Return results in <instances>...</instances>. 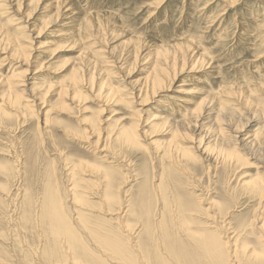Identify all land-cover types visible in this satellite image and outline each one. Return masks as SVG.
<instances>
[{"label":"rangeland","instance_id":"obj_1","mask_svg":"<svg viewBox=\"0 0 264 264\" xmlns=\"http://www.w3.org/2000/svg\"><path fill=\"white\" fill-rule=\"evenodd\" d=\"M0 30V264H160L158 257H164L168 264H183V247L192 244L181 231V213L193 219L189 226L205 227L204 236L215 230L211 224L218 223L216 232L221 242L233 236L228 245L238 254L246 247L264 244V229L259 228L264 206L256 208V200L241 185L257 177L260 168L252 163L253 159L252 165L249 161L247 165L228 163L223 156L215 157V150L201 153L194 147L205 127L212 126L209 135L215 132L212 117L219 112L218 100L220 107L224 105L221 113L235 118L237 128L243 130L240 142H236L241 145L237 149L241 158L249 156L244 144L252 133L264 130V0H0ZM4 34L11 38L6 39ZM9 42L28 46L22 59L12 52ZM178 45L187 46L189 52L195 50L196 55L206 51L205 62L210 61L211 66L199 72H184L169 90L142 106L140 100L144 97H138L139 89L144 88L154 55L160 48L172 50ZM137 48L141 50L135 56L132 52ZM10 55L15 57L11 59ZM72 66L77 68V79L68 78ZM4 81L13 82L19 98L24 99L13 103L2 90L7 89ZM101 82L106 85L103 89ZM63 85L69 90L62 94L64 97L59 93ZM183 88L185 93L180 92ZM107 89L112 96L106 95ZM113 96H122L123 101ZM205 96L211 101L197 115L200 117L191 119L194 125L174 135L171 131L176 125L179 129L185 127L182 115L195 109ZM125 97L130 98L128 102ZM157 115L166 119L154 118ZM222 126L226 127V135L233 134L232 125ZM128 128L140 134L138 144L129 143L120 134ZM173 136L176 145L194 153L193 158L176 150H171L170 156L163 155L165 143ZM206 137H202V147L210 138ZM106 157H112V162ZM110 197L122 208L118 215L115 208L112 213L106 210ZM51 202L57 203L78 241L92 250L94 258L88 259L79 249L75 252L66 248L63 235L54 233L46 216ZM186 208L190 210L184 212ZM95 232L101 237L114 235L121 239L124 253L132 258L130 262L128 257L124 259L101 246L94 238ZM189 258L198 260V264H211L201 251L191 252Z\"/></svg>","mask_w":264,"mask_h":264},{"label":"bare ground","instance_id":"obj_2","mask_svg":"<svg viewBox=\"0 0 264 264\" xmlns=\"http://www.w3.org/2000/svg\"><path fill=\"white\" fill-rule=\"evenodd\" d=\"M91 28V27H90ZM100 29V28H99ZM2 30V29H1ZM0 30V31H1ZM3 30H5V29H3ZM97 30V29H96ZM115 30V29H114ZM113 30V31H114ZM90 32H92V31H90ZM89 32V33H90ZM116 32V31H115ZM8 34V33H7ZM7 34H4L5 35V38L6 39H8V38H11V37H9L10 35V33L7 35ZM88 34V33H87ZM101 34H102V32H101ZM100 34V35H101ZM103 35V34H102ZM120 35V34H119ZM12 36H13V34H12ZM88 36V35H87ZM89 36H91V35H89ZM88 36V37H89ZM85 37V36H84ZM14 38L16 39V37L14 36ZM95 38H97V37H95ZM98 38H99V36H98ZM98 38H97V40H98ZM102 39V38H101ZM100 39V40H101ZM21 41V40H20ZM75 41H77L76 39H75ZM99 42V41H98ZM102 42V40L100 41V43ZM104 42V41H103ZM10 44L9 45H11L12 47L10 48L11 50H12V52H14V54H19L20 55V59H22L21 58V55L24 53V56H25V49L26 48H28V46H26L25 47V45H23L22 47H20V44L21 43H11V42H9ZM6 44H8V43H6ZM139 45L140 46H142L143 45V43H139ZM2 46V45H1ZM3 46H5L4 44H3ZM89 46V45H88ZM7 47H9V46H7ZM24 47H25V49H24ZM92 47V46H91ZM4 48V47H3ZM147 48H149V47H147ZM23 49H24V51H23ZM88 49V48H87ZM90 49V48H89ZM101 49V48H100ZM132 49V48H131ZM152 49V48H151ZM199 49V48H198ZM2 50V49H1ZM11 50H8V51H11ZM27 50V49H26ZM99 50V49H98ZM113 50V49H112ZM139 50H141V49H139V48H137L136 50H134L132 53H134L135 52V56H137L138 55V52H139ZM147 50V49H146ZM193 50V49H192ZM192 50L189 52V48L187 47V46H185V45H178V46H176L174 49H167V48H160L157 52H156V54L154 55V61H153V63H152V66H151V68H150V70H149V72H148V75L145 77V79H144V85L142 86V87H144V88H142V89H139V92L141 93V95H140V93H138V95H140V96H138V97H141V96H143L144 98L142 99V100H140L141 101V105L142 106H145V105H147L150 101H149V99H152V98H155V97H157V95H159V93L160 92H163V91H165V90H169L170 88H171V85H172V83L175 81H178V80H180V79H178V76H180L181 74H183L184 72H186V73H189V72H199V71H201V70H204V69H207V68H209L211 65H210V61H206L205 62V52L206 51H204V50H202L201 52H199L197 55H199V56H197L196 54H195V50L192 52ZM201 50V49H200ZM206 50H208V49H206ZM4 51H6V50H4ZM4 51H2V53H4ZM82 51H86L85 50V48L82 50ZM81 51V52H82ZM88 51V50H87ZM96 50H94V52H95ZM111 51V50H110ZM130 51V50H129ZM144 50L142 49V51L141 52H143ZM152 51H154V50H152ZM1 52V51H0ZM100 52V51H99ZM102 52V51H101ZM100 52V53H101ZM128 52V51H127ZM146 52V51H145ZM150 52V50L149 51H147L146 53H149ZM197 52V51H196ZM80 53V52H79ZM83 53V52H82ZM99 53V54H100ZM29 54V53H28ZM87 54H88V52H87ZM94 54V53H93ZM96 54V53H95ZM102 54V53H101ZM100 54V55H101ZM83 55V54H82ZM81 55V56H82ZM91 55H92V53H91ZM11 56V55H10ZM13 56V55H12ZM12 56H11V59H12ZM86 56V55H85ZM88 56H90V55H88ZM95 56V55H94ZM102 56V55H101ZM100 56V57H101ZM143 56V55H142ZM141 56V57H142ZM8 57V56H7ZM15 56H13V58H14ZM18 57V56H17ZM23 57V56H22ZM80 57V56H79ZM144 57H145V55H144ZM153 57V56H152ZM92 58V57H91ZM96 57H94V59H95ZM147 58V57H146ZM28 58L26 57V60H27ZM90 59V58H89ZM97 59V58H96ZM126 59V58H125ZM130 59V58H129ZM145 59V58H144ZM152 58H150L149 60H151ZM17 60H18V58H17ZM105 60V59H104ZM132 60V59H131ZM139 60H140V56H139ZM148 60V59H147ZM135 61V60H134ZM137 61V60H136ZM135 61V62H136ZM141 61H142V59H141ZM131 62V61H130ZM205 62V63H204ZM90 63V62H89ZM88 63V64H89ZM92 63V62H91ZM90 63V64H91ZM97 63V62H96ZM95 63V64H96ZM98 63H100V62H98ZM119 63H121V62H119ZM124 63H127V61L126 62H124ZM39 64V63H38ZM85 64H86V62H85ZM95 64H94V66H95ZM42 65V64H41ZM105 65V64H104ZM73 66H74V64H73ZM72 66V70H70L71 72V75H69L68 74V78L70 77V78H72V79H77V77H79L77 74H76V72H77V68H74ZM77 66V65H76ZM84 66V65H83ZM89 66V65H88ZM87 66V67H88ZM97 67H98V65H96ZM108 66V65H107ZM120 66V65H119ZM86 67V68H87ZM99 67H100V65H99ZM149 67V66H148ZM147 67V68H148ZM80 68H82V67H80ZM84 68H85V66H84ZM92 68V67H91ZM122 68H124V66L122 67ZM83 69V68H82ZM100 69V68H99ZM90 70V69H89ZM88 70V71H89ZM92 70V69H91ZM92 71H94V70H92ZM102 71V70H101ZM82 73L81 71H78V73ZM86 72V71H85ZM147 72V71H146ZM93 73V72H92ZM86 74V73H85ZM109 74V73H108ZM84 75V74H83ZM90 75V74H89ZM88 75V76H89ZM94 75V74H93ZM96 75H100V73H98V74H96ZM86 76V75H85ZM105 76V75H104ZM15 77H17V75L16 76H14V78H12V79H15ZM80 77H82V76H80ZM96 77V76H95ZM65 78H67V76L65 77ZM107 78V77H106ZM1 79V78H0ZM7 79V78H6ZM80 79V78H79ZM87 79V78H86ZM92 79V75H91V78H90V80ZM96 79V78H95ZM94 79V80H95ZM100 79H101V77H100ZM109 79V78H108ZM63 80V79H62ZM70 79H68V81H69ZM82 80H84V79H82ZM103 81H104V79H102ZM101 80V81H102ZM106 80V79H105ZM1 81H3V80H1ZM11 81V80H10ZM13 81V80H12ZM68 81L66 82V83H68ZM100 81V80H99ZM106 81H108V80H106ZM105 81V82H106ZM4 82H6V81H4ZM62 82V81H61ZM75 82V81H74ZM78 82V81H77ZM77 82L76 83H74V84H77ZM81 82V81H80ZM88 82V81H87ZM7 83V82H6ZM22 83V82H21ZM63 83V82H62ZM70 83H71V81H70ZM81 83H83V82H81ZM81 83H79V84H81ZM3 84V83H2ZM13 82H9V83H7V84H5V85H7V89L6 90H4V89H2L3 91H5L6 92V96L9 98V99H12L13 100V103H17L18 102V100L19 99H24V98H19V96H20V94L19 93H17V90L15 89V88H13ZM36 84V83H35ZM34 84V85H35ZM103 84V82H101V88H102V86L103 87H105L106 85H107V82H106V85H102ZM178 85L177 86H183V83L182 84H180L179 85V83H177ZM4 85V84H3ZM5 85H4V87H5ZM36 85H38V84H36ZM60 85V84H59ZM82 85H84V84H82ZM108 85H109V83H108ZM69 86V85H68ZM70 86H71V84H70ZM70 86L68 87V88H70ZM97 86H98V83H97ZM99 86H100V84H99ZM258 86V85H257ZM261 86V85H260ZM40 87V86H39ZM38 87V88H39ZM80 87V86H79ZM93 86H91V89H94V88H92ZM108 87V86H107ZM110 87H111V85H110ZM220 87H222V86H220ZM234 87V86H233ZM37 88V87H36ZM58 88V87H57ZM88 88V87H87ZM86 88V89H87ZM113 88V87H112ZM115 88V87H114ZM117 88V87H116ZM115 88V90L117 91V89ZM218 88V87H217ZM227 88V87H226ZM231 89H232V87H230ZM230 88H228V89H230ZM34 89H35V87H34ZM103 89V88H102ZM220 89V88H219ZM222 89V88H221ZM225 89V88H224ZM230 89V90H231ZM243 89V88H242ZM33 90V89H32ZM40 90H42V89H40ZM46 90V89H45ZM44 90V91H45ZM68 89H66V87L63 85V86H61V88H60V90H59V93L62 95L63 93H65V91H67ZM72 90H73V88H72ZM81 90V89H80ZM89 90V89H88ZM111 90H114V89H111ZM119 90V89H118ZM132 90V89H131ZM146 90H148L149 91V94H150V96L148 95V92L146 91ZM186 88H183L180 92H183V93H185L186 91ZM218 90V89H217ZM235 90V89H234ZM238 90V89H237ZM255 90V89H254ZM3 91H2V93H3ZM19 91H21V90H19ZM29 91H31V90H29ZM56 91H57V89H56ZM55 91V92H56ZM69 91V90H68ZM67 91V92H68ZM71 91V90H70ZM91 91H94V90H91ZM107 91H108V89H107ZM223 91V90H222ZM224 91H227L226 89L224 90ZM223 91V92H224ZM232 91V90H231ZM257 91V90H256ZM264 91V90H263ZM1 92V91H0ZM32 92V91H31ZM38 92V91H37ZM78 92H79V90H78ZM81 92H82V90H81ZM214 92V91H213ZM222 92V93H223ZM240 93V89H239V91H237V93ZM24 93V92H23ZM48 93V92H47ZM75 93V92H74ZM102 93V92H101ZM100 93V94H101ZM111 91H108L107 93H106V95L107 96H112L111 94ZM117 93H118V91H117ZM221 93V92H220ZM224 93H226L225 95L226 96H229V97H231L230 95H227V92H224ZM233 93H236V92H233L232 91V94ZM251 93V92H250ZM249 93V94H250ZM255 93V92H254ZM4 94L5 93H3V96H4ZM56 94V93H55ZM59 94V95H60ZM70 94V93H69ZM77 94V93H76ZM113 94V93H112ZM114 94H116V93H114ZM129 94H131V93H129ZM128 94V95H129ZM161 94V93H160ZM216 94H218V91H216V93H215V96H219V95H216ZM231 94V95H232ZM248 94V93H247ZM49 95V94H48ZM60 95V96H61ZM79 95H80V93H79ZM84 95V94H83ZM117 95H119V94H117ZM209 95V94H208ZM211 95V94H210ZM224 95V96H225ZM236 95H238V94H236ZM235 95V96H236ZM63 96V95H62ZM76 96V95H75ZM78 96V95H77ZM104 96V95H103ZM102 96V97H103ZM150 98H149V97ZM225 96V98H228V97H226ZM234 96V97H235ZM248 96V95H247ZM252 96H254V95H252ZM256 96H257V94H256ZM0 97H1V94H0ZM21 97V96H20ZM64 97V96H63ZM66 97H67V94H66ZM80 97V96H79ZM99 97H100V95H99ZM114 97V96H113ZM122 97V96H121ZM121 97H119V96H115L114 97V99L116 100V101H123V98H124V95H123V98H121ZM167 97H169L171 100H177V98H175V99H173L174 97H172L171 95H169V94H167ZM209 97V96H208ZM208 97L207 96H205L203 99H201L200 101H198L197 102V106L195 107V109H192V110H186V113L184 114V115H182V119H181V122L182 121H184L183 122V126L185 125V127H183L182 129H179L178 127H179V125H176V128H174L171 132H173L174 133V135H176V134H178L179 132H184L185 131V129H187L188 128V126L189 125H191V119H194V118H197V117H200V116H197V115H199L201 112H202V110H203V107L204 106H206V102H208V101H211V100H207L208 99ZM211 97V96H210ZM221 97V96H220ZM2 98V97H1ZM59 98L60 97H57V99L59 100ZM73 98H74V96H73ZM82 98V97H81ZM212 98V97H211ZM255 98V97H254ZM51 99V98H50ZM57 99H56V101H57ZM80 99V98H79ZM98 99V98H97ZM107 99V98H106ZM127 99H130V98H128L127 97ZM126 99V97H125V100L128 102V100ZM132 99V98H131ZM215 100L216 101V99H215V97L214 98H212V100ZM234 99V98H233ZM236 99H237V97H236ZM251 99H252V97H251ZM256 99V98H255ZM254 99V102H258V100H255ZM264 99V98H263ZM263 99H259V102L260 101H262ZM27 100V99H26ZM152 100H154V99H152ZM181 100V99H180ZM223 100V99H222ZM222 100H220V101H222ZM245 100V99H244ZM243 100V101H244ZM246 100L248 101L249 99H247L246 98ZM2 101V100H1ZM61 101H63L64 102V99L62 98V100ZM110 102H111V100H109ZM109 101H107V102H109ZM113 101V100H112ZM228 101H230V99H228ZM232 102H233V100H231ZM237 101V100H236ZM246 101V102H247ZM252 101V100H251ZM250 101V102H251ZM3 102H5V100L3 101ZM2 102V103H3ZM58 102V101H57ZM178 102V101H177ZM183 102H184V100H183ZM225 102V101H224ZM232 102H231V104H232ZM245 102V103H246ZM249 102V101H248ZM253 102V103H254ZM263 102H264V100H263ZM28 103V102H27ZM62 103V102H61ZM65 103V102H64ZM124 103H126V102H123L122 104H124ZM194 103V102H193ZM209 103V102H208ZM212 103V102H211ZM213 103H215V102H213ZM217 103V105H219L218 106V108H216L219 112H218V114H215V116H214V114H213V116L214 117H212V118H214V121H215V123H216V127H215V129L213 130V132L214 133H212L211 135H209L210 134V127H211V129H212V126H210L209 128L208 127H205L204 125H200V123H202V122H200L199 123V125L202 127H205L206 129H205V132L204 133H201L200 132V135H199V137L197 136H195L196 138H198L197 139V145L195 146L194 144V147L196 148V149H198L199 148V151H201V153H204V152H206V151H208L210 154H211V152H213L214 150L216 151L215 152V157H221V156H223V161H228V163H233V162H235L236 164H239V163H242V164H246L247 165V162L249 161V163H251L250 162V160L251 159H253V161L254 162H252L256 167H258V168H260V173H259V175L257 176V177H255L254 179H251V181H247V182H241V185L242 186H244V187H246V189L248 190V193H249V195H250V197L252 198V200H256V208L257 207H259V205H260V207H263L264 206V155H263V153L261 154V150L263 151L264 150V135H262V131H264V130H262L261 128L260 129H258L256 132H255V134H253L252 133V138H250L249 136V138H250V140H248L247 142H245V148H244V150H246V148L248 149V151H249V156L247 157V158H241V156H240V154H241V152H240V154L237 152V149H238V146L240 147L241 145H239V143L237 144L236 142L237 141H239L238 139H239V137L241 136V135H243V134H240V132L241 131H243L242 130V128L240 129V127H239V129L237 128L239 125L238 124H236V120H235V118L233 119V118H231V115H229V116H227L226 117V115L224 116V114L223 113H221V109H222V107H224V105L222 106V107H220V103H219V100L216 102ZM216 103H215V105H216ZM219 103V104H218ZM223 102H221V104H222ZM226 103V102H225ZM235 103V102H234ZM240 103H242V102H240ZM240 103H239V105H240ZM4 104V103H3ZM2 104V105H3ZM19 104H20V102H19ZM18 104V105H19ZM108 104V103H107ZM112 104H113V102H112ZM186 104H188V102L186 103ZM196 104V103H195ZM194 104V105H195ZM235 104H237V103H235ZM248 104V103H247ZM255 104V103H254ZM258 104V103H257ZM261 104V103H260ZM30 105V104H29ZM51 105V104H50ZM59 105V104H58ZM57 105V106H58ZM111 105V104H110ZM116 105V104H115ZM119 105V104H118ZM214 105V104H213ZM214 105V107H216ZM250 105V104H249ZM6 106V105H5ZM4 106V107H5ZM23 106V105H22ZM28 106V105H27ZM63 106V105H62ZM104 106V105H103ZM109 106V105H108ZM114 106V105H113ZM242 106H244L245 107V104L244 105H242ZM250 106H253V105H250ZM256 106V105H255ZM259 106V104L257 105V107ZM261 106H262V104H261ZM14 107V106H13ZM29 107V106H28ZM53 107H55V105L53 106ZM67 107V106H66ZM187 107H189V106H185V108H187ZM243 107V108H244ZM246 107H247V105H246ZM254 107V106H253ZM256 107V108H257ZM263 107H264V105H263ZM6 108H7V106H6ZM59 108V107H58ZM190 108V107H189ZM209 108V107H208ZM15 109V108H14ZM29 109V108H28ZM179 109V108H178ZM239 108H237V110H238ZM253 109V108H252ZM19 110H20V108H19ZM55 110H57V109H55ZM185 110V109H184ZM183 110V111H184ZM216 110V111H217ZM226 110V109H225ZM235 110V109H234ZM257 110V109H256ZM255 110V111H256ZM1 111V110H0ZM31 111V110H30ZM181 111V110H180ZM207 111V110H206ZM205 111V112H206ZM209 111V110H208ZM212 111V110H211ZM216 111H213L214 113H216ZM230 111H232L231 109H230ZM229 111V112H230ZM258 111V110H257ZM14 112V111H13ZM47 112V111H46ZM172 112V111H171ZM212 112V113H213ZM229 112H227V113H229ZM233 112V111H232ZM232 112H230V113H232ZM254 112V111H253ZM15 113H16V111H15ZM31 113V112H30ZM165 113V112H164ZM167 113V112H166ZM165 113V114H166ZM178 113V112H177ZM180 113V112H179ZM207 113V112H206ZM211 113V112H210ZM211 113V114H212ZM220 113H221V116H220ZM229 113V114H230ZM18 114V113H17ZM25 114V113H24ZM160 114H162V112L160 113ZM181 114V113H180ZM179 114V115H180ZM223 114V115H222ZM263 114V113H262ZM207 115V114H206ZM234 115H236V113H234ZM9 116H10V114H9ZM19 116V115H18ZM149 116H151V115H149ZM148 116V117H149ZM162 116V115H161ZM167 116V115H166ZM177 116V115H176ZM203 116V115H202ZM26 117V116H25ZM46 117V116H45ZM205 117V116H204ZM233 117V116H232ZM236 117V116H235ZM239 117V116H238ZM17 118V117H16ZM154 118H159V119H161V120H164V119H166V118H164V117H160L159 115H157V116H154ZM209 118V117H208ZM210 118H211V116H210ZM211 118V119H212ZM240 118V120H243V118H241V117H239ZM12 119V118H11ZM10 119V120H11ZM18 119H19V117H18ZM18 119H17V121H18ZM151 119V118H150ZM202 119H205V118H202ZM201 119V120H202ZM237 119V118H236ZM258 119V118H257ZM92 120V119H91ZM195 120V119H194ZM206 120H208V119H206ZM210 120V119H209ZM213 120V119H212ZM233 120H235V122H233ZM20 121V120H19ZM45 121V120H44ZM102 121V120H101ZM136 121V120H135ZM151 121H153V118H152V120ZM172 121V120H171ZM197 121V120H196ZM238 121V120H237ZM28 122V121H27ZM80 122V121H79ZM105 122V121H104ZM147 122V121H146ZM149 122V121H148ZM155 122V121H154ZM163 122H166V121H163ZM169 121H167V123H168ZM178 123H179V121H177ZM195 122V121H194ZM199 122V121H198ZM205 122V121H204ZM203 122V123H204ZM209 122H211V121H209ZM243 122V121H242ZM251 122V121H250ZM23 123H24V121H23ZM22 123V124H23ZM84 123V122H83ZM150 123V122H149ZM156 123V122H155ZM154 123V124H155ZM158 123V122H157ZM239 123V122H238ZM21 124V123H20ZM82 124V123H81ZM85 124V123H84ZM148 124V123H147ZM151 124V123H150ZM169 124V123H168ZM193 124V123H192ZM206 124V123H205ZM214 124V123H213ZM4 125V124H3ZM156 125V124H155ZM194 125V124H193ZM212 125V124H211ZM222 125H232L233 126V128H231L230 130H231V132H233V134H228L227 133V135L225 134V128L226 127H223ZM88 126V125H87ZM114 126V125H113ZM162 126H164V125H162ZM214 126V125H213ZM243 126V125H242ZM3 127V126H2ZM93 127V125L91 126V128ZM97 127V126H96ZM155 127V126H154ZM182 127V126H181ZM200 127V128H201ZM100 128V127H99ZM171 128V127H170ZM8 129V128H7ZM10 129V128H9ZM101 129V128H100ZM118 129V128H117ZM152 129V128H151ZM159 129V128H158ZM228 129V128H227ZM123 130H125V131H121V133L120 134H122L123 135V137H124V139H126V141H128L129 143H132L133 145H136V144H138L140 141L138 140V135H140V134H138L137 135V133L134 131V130H132L131 128H128V129H123ZM138 130H140V129H138ZM137 130V131H138ZM150 130V129H149ZM197 130H198V128H197ZM248 130V129H247ZM88 131H90V130H88ZM101 131V130H100ZM99 131V132H100ZM161 131V130H160ZM168 131H170V130H168ZM225 131V132H224ZM229 131V130H228ZM84 132H86V131H84ZM114 132V131H113ZM159 132V131H158ZM83 133V132H82ZM89 132H87V134H88ZM141 133V132H140ZM187 133H188V131H187ZM190 133H192V132H190ZM189 133V134H190ZM196 133V132H195ZM194 132H193V135L195 134ZM243 133V132H242ZM69 133H67V135H68ZM85 134V133H84ZM106 134V133H105ZM115 134V133H114ZM170 134V133H169ZM205 134V135H204ZM73 135V134H72ZM149 135V134H148ZM179 135V134H178ZM209 135V136H208ZM245 135V134H244ZM92 136V135H91ZM95 136V135H94ZM120 136V135H119ZM177 136V135H176ZM176 136H173V138H170V139H172V140H169V142L166 144L165 142V145H164V149H163V155H166V156H170V152H171V150L173 151V150H176V151H179L180 153H181V155L182 156H186L188 159H191V158H193V156H194V153L189 149V148H183V147H180L179 145H176L174 142H175V138L174 137H176ZM192 136V135H191ZM205 136H207L206 138H208V137H210V138H208V141L207 142H205L206 144L205 145H203V147H202V145H201V143H202V137H205ZM93 137V136H92ZM110 137H112L111 135H110ZM142 137V136H141ZM145 137H146V135H145ZM152 137V136H151ZM247 137V136H246ZM101 138V137H100ZM178 138V137H177ZM249 138H246V139H249ZM76 139V138H75ZM87 139V138H86ZM91 139V138H90ZM98 139V138H97ZM142 139V138H141ZM184 139V138H183ZM234 139L236 140V141H234ZM245 139V140H246ZM74 140V139H73ZM150 140V139H149ZM156 140V139H155ZM167 140V139H166ZM177 140V139H176ZM99 141V140H98ZM145 141V140H144ZM186 141V140H185ZM92 142V141H91ZM123 142V141H122ZM127 142V143H128ZM178 142V141H177ZM240 142V141H239ZM85 143H86V141H85ZM99 143V142H98ZM204 143V142H203ZM102 144H103V142H102ZM123 144V143H122ZM144 144V143H143ZM158 144V143H157ZM163 143H161V145H162ZM180 144V143H179ZM185 144V143H184ZM91 145V144H90ZM81 146V145H80ZM100 146V145H99ZM103 146V145H102ZM130 146V145H129ZM95 147V146H94ZM190 147V146H189ZM102 148V147H101ZM96 149H98V148H96ZM241 149V148H240ZM98 151H100L99 149H98ZM102 151H105V150H102ZM108 151V150H107ZM155 151V150H154ZM239 151V150H238ZM195 152V151H194ZM207 152V153H208ZM158 153V155H159V152H157ZM196 153H198V152H196ZM214 153V152H213ZM247 154H248V152H246ZM103 154V153H102ZM118 155V154H117ZM155 155V154H154ZM202 155V154H201ZM100 156V155H99ZM105 157V156H104ZM107 158V161L108 162H112V157H106ZM225 158V159H224ZM220 159V158H219ZM218 159V160H219ZM172 160V159H171ZM209 160H211V159H209ZM172 162V161H171ZM170 162V163H171ZM175 162V161H174ZM222 162V161H221ZM252 163H251V165H252ZM117 164V163H116ZM128 164V163H127ZM214 164V163H213ZM217 164V163H216ZM222 164V163H221ZM234 164V163H233ZM64 165V164H63ZM72 165V164H71ZM218 165V164H217ZM228 165V164H227ZM251 165H249V166H251ZM254 165L252 166V167H254ZM80 166H82V165H80ZM167 166V165H166ZM230 166H232V165H230ZM83 167V166H82ZM165 167V166H164ZM168 167V166H167ZM215 167V166H214ZM218 167V166H217ZM248 167V166H247ZM251 167V168H252ZM93 167H91V169H92ZM249 168V167H248ZM74 169V168H73ZM246 169V168H245ZM257 169V168H256ZM68 170V169H67ZM154 170V169H153ZM241 170V169H240ZM263 173H262V172ZM182 172V171H181ZM245 172V171H244ZM243 172V173H244ZM84 173H86V172H84ZM161 173V172H160ZM166 173V172H165ZM187 173V172H186ZM257 173H258V170H257ZM75 175V174H74ZM80 175V174H79ZM88 175V174H87ZM243 176H245V175H243ZM188 177V176H187ZM246 177V176H245ZM250 177V176H249ZM249 177H247V178H249ZM75 179V178H74ZM240 179V178H239ZM243 179H244V177H243ZM78 180V179H77ZM240 180H242V179H240ZM244 180H246V179H244ZM228 181V180H227ZM75 182V181H74ZM194 182V181H193ZM229 182V181H228ZM79 183V182H78ZM239 183V182H238ZM194 185V184H193ZM237 186V185H236ZM241 186V187H242ZM102 187H103V185H102ZM101 188V187H100ZM106 189V188H105ZM120 189V188H119ZM156 192V191H155ZM70 193V192H69ZM73 193H75V192H73ZM86 193V192H85ZM104 193V192H103ZM72 194V193H71ZM120 194V193H119ZM246 195V194H245ZM203 196V195H202ZM61 197V196H60ZM84 197V196H83ZM82 197V198H83ZM75 198V197H74ZM110 198H112V199H110V200H108L109 201V203H107V205H105L106 203H104V202H102V203H104V205L106 206V210H107V212L108 213H112L113 211H114V208L116 209V211L115 212H117V215H118V211L121 209V211H122V208H120V204H119V202H116L115 203V199H114V197H110ZM200 198V197H199ZM103 199V198H102ZM77 200V199H76ZM157 200H158V197H157ZM83 201V200H82ZM150 201V200H149ZM202 201V200H201ZM251 201V200H250ZM54 202V201H53ZM52 203V202H51ZM83 203V202H82ZM101 203V202H100ZM113 203V204H112ZM57 204V203H56ZM56 204H54V203H52L51 204V206H50V208H49V211L47 210V208H46V210H47V214H46V216L50 219V221H51V224L53 225V227H52V230L54 231V233L57 235V236H60V235H63V238H61L62 240H63V242L65 243V242H67V245H66V248H70V249H72V250H74L75 252H76V249H79L81 252H82V254H84V255H86V257L89 259V258H94V255L92 254V250H91V252L86 248V247H84V246H82L81 245V243L78 241V236L76 235V233L71 229V227H70V224H69V222L68 221H66L65 220V218H64V216L62 215V213L60 212V208L56 205ZM114 204H117V206L115 207L114 206ZM60 205V204H59ZM130 205V204H129ZM159 206V205H158ZM124 207V206H123ZM71 208H73V207H71ZM86 208V207H85ZM158 209V208H157ZM263 209V208H262ZM72 210H74V208L72 209ZM125 210V209H124ZM190 210V209H189ZM187 208H186V210L184 209V212H186V211H189ZM84 211V210H83ZM198 213H200V211L198 210L197 211ZM65 213V212H64ZM76 213V212H75ZM107 213V214H108ZM264 213V212H263ZM66 214V213H65ZM80 214V213H79ZM87 214V213H86ZM114 214V213H113ZM116 214V213H115ZM123 214V213H122ZM194 214V213H193ZM72 215H73V212H72ZM208 215V214H207ZM107 216V215H106ZM113 216V215H112ZM181 216H182V218H183V225H182V227H181V231L183 232V235L185 236V237H187L188 239L190 238L191 239V244H192V246L191 245H184V247H183V252H181L182 254H181V257L183 258V260H182V263L183 264H198L199 262H198V260L197 261H194V260H192L191 258H189V255H191V252L192 253H196V251H201V253L203 254V255H207L209 258V261H210V263L211 264H264V244H262V243H260V247L259 248H255V247H253L252 246V248H245V249H243V251H242V253L241 254H238V251H234V248H233V246L231 245H228V244H231V242L230 241H233L232 240V238H233V236L232 237H229V236H227L226 237V239H227V241H225L224 243H222L221 242V240H220V237L218 236V234H217V224H211L212 226L211 227H213V228H215V230L213 229L212 231H210L206 236H204L203 235V232H205L206 231V229H205V227L204 228H202V227H191V226H189L188 224L193 220V219H191V217H189L190 218V220H188V219H186L185 218V216H184V214H182L181 213ZM255 216V215H254ZM258 216V215H257ZM261 216L263 217V219H261L263 222H262V224L261 225H259V228H263L264 229V214H261ZM85 217V216H84ZM162 217H163V213H162ZM87 218V217H86ZM92 218V217H91ZM119 218V217H118ZM209 218V217H208ZM255 218V217H254ZM69 220V219H68ZM156 220V219H155ZM226 221V220H225ZM254 221V220H253ZM252 221V222H253ZM76 222V221H75ZM90 222V221H89ZM223 222V221H222ZM205 223H206V221H205ZM211 223H213V222H211ZM84 225V224H83ZM156 225V224H155ZM207 225H210V223H208ZM226 225V224H225ZM252 225V224H251ZM256 225H257V223H256ZM227 226V225H226ZM124 227V226H123ZM91 228V227H90ZM222 228V227H221ZM227 229H229L228 227H226ZM262 230V229H261ZM89 231V230H88ZM91 232H92V230H91ZM230 232H232V230L231 231H229V233ZM225 233V232H224ZM85 234V233H84ZM88 234H93V233H88ZM104 234V233H103ZM220 234V233H219ZM87 235V234H86ZM231 235V234H230ZM242 235V234H241ZM264 235V234H263ZM90 236V235H89ZM169 237V236H168ZM51 238V237H50ZM85 238V237H84ZM88 238V237H87ZM86 238V239H87ZM92 238V237H91ZM94 238H96L97 239V241L101 244V246H103V247H105V248H107V249H109V250H111L114 254H116V255H118V256H121L122 258H124L125 259V257H128V259H127V262H130V259H132V258H130L128 255H126L125 253H124V249H125V244L123 243V241L121 240V239H119L117 236H105L104 235V237H101V236H99V235H97V232H95V234H94ZM164 238H165V236H164ZM225 238V237H224ZM261 238V237H260ZM161 239V238H160ZM85 240V239H84ZM163 240V239H162ZM171 240V239H170ZM184 240V239H183ZM264 241V240H263ZM152 242V241H151ZM131 244V243H130ZM149 244V243H148ZM129 245V244H128ZM226 245H228L227 247H226ZM250 245V244H249ZM158 247V246H157ZM161 247V246H160ZM160 247H159V249H160ZM236 247V246H235ZM238 247V246H237ZM236 247V248H237ZM196 250V251H195ZM161 251V250H160ZM159 251V252H160ZM163 251V250H162ZM161 251V252H162ZM79 252V251H78ZM96 253V252H95ZM166 253V252H165ZM81 254V253H80ZM102 256V255H101ZM198 256V255H197ZM69 257H71V256H69ZM80 257H82V256H80ZM84 257V256H83ZM199 257V256H198ZM49 258V257H48ZM193 258V257H192ZM168 259V258H167ZM177 259V258H176ZM93 260V259H92ZM91 260V261H92ZM96 260V259H95ZM158 261H159V263L160 264H168L167 263V261H166V259L164 258V257H158ZM206 261H207V259H206ZM82 262V261H81ZM172 262H174V261H172ZM80 263V262H79ZM61 264V263H60ZM173 264V263H172ZM208 264V263H207Z\"/></svg>","mask_w":264,"mask_h":264}]
</instances>
